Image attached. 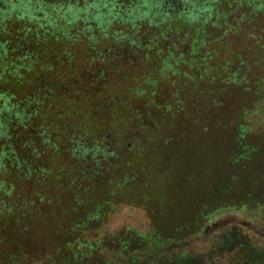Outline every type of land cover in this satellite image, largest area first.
<instances>
[{
	"label": "rangeland",
	"instance_id": "rangeland-1",
	"mask_svg": "<svg viewBox=\"0 0 264 264\" xmlns=\"http://www.w3.org/2000/svg\"><path fill=\"white\" fill-rule=\"evenodd\" d=\"M78 1L83 0H0V14L14 18L22 10L44 18L53 6L64 13L63 6ZM240 2L254 15L246 20L241 15L246 9L242 6L230 15V24L219 23L216 32L225 35V43L213 45L218 52L213 64L219 68L213 69L211 76H203L189 65L166 66L158 57L142 58L139 54L131 61L123 55L127 49L117 46L110 55L115 69L109 72L101 93L94 95L100 87L88 78L92 69H85L83 60L77 61L90 73L86 76L79 71L69 86V94L88 110L86 120L83 116L80 119L110 139L123 159V168L113 175L103 165L102 179H131L129 189L117 192L120 204L107 221L108 231H137L149 243V248L137 249L131 256L117 254L114 264H160L164 259L244 263L243 254L227 246L233 242L231 237L264 253V212L246 205L248 195L264 189V48L255 39L264 27V0ZM108 7L103 5V13ZM239 26L242 29L237 31ZM63 29L55 31L60 34ZM139 34L136 39L143 41L145 37ZM149 78L160 80L151 82ZM60 97L58 94L55 106H60ZM111 111L123 119L108 117ZM65 119L53 137L58 136L62 156L70 157L69 135L74 130L65 124H74L75 117ZM9 142L20 158L25 157L24 135L19 130L12 132ZM245 147L255 152L237 156L246 152ZM4 149H10L9 145ZM39 160L48 162L45 156ZM50 162L57 167L56 160ZM128 162L131 166L126 172ZM61 192L69 198V191ZM52 224L44 225L42 234L23 238V244L37 252L46 250ZM158 230L166 236L164 243L157 239ZM231 233L234 236L230 237ZM9 234L0 243V264L10 259L12 239L18 241L17 234ZM261 256L257 264H264V254ZM255 259L248 256L247 262Z\"/></svg>",
	"mask_w": 264,
	"mask_h": 264
},
{
	"label": "trees",
	"instance_id": "trees-1",
	"mask_svg": "<svg viewBox=\"0 0 264 264\" xmlns=\"http://www.w3.org/2000/svg\"><path fill=\"white\" fill-rule=\"evenodd\" d=\"M95 1L72 2L62 7L64 13L53 6L44 18L26 15L22 10L14 18L0 14V243L8 239L9 233L18 236V241L12 239L7 264H114L119 253L131 256L137 249L149 248L147 239L137 231H108L107 221L118 207L117 192L129 189L131 179H102L103 165L113 175L123 168V159L110 139L82 122L88 110L69 94L70 82L79 71L85 73L90 68L91 74H85L100 87L94 94L99 95L109 72L115 69L110 55L117 46L127 49L123 55L131 61L139 54L142 58L158 57L166 66L189 65L197 67L203 76H211L213 69L219 68L213 64L218 54L213 45L225 43V35L216 32L219 23L230 24V15L242 6L246 8L241 11L242 17L248 20L254 15L240 0ZM103 5L109 6L106 13ZM58 27L64 28L60 34L55 31ZM262 32L255 39L264 48V42H260L264 39ZM138 34L145 39L137 40ZM78 60L84 61V70ZM158 80L149 78L151 82ZM58 94L61 97L57 106L63 109L55 106ZM69 115L75 117L74 124H65L74 130L69 135L72 147L70 157H63L56 143L58 136L54 138L53 133L58 134V125ZM109 116L123 119L113 111ZM18 130L24 135L23 158L9 144L12 132ZM6 145L10 149H4ZM246 147V152L237 156L255 152ZM43 156L49 164L39 160ZM52 160H56L57 167ZM61 190L70 192L68 199ZM248 201L249 208L251 204L252 210L259 207L264 212V189L248 195ZM50 223L46 250L37 252L23 244V238L42 234L43 226ZM155 234L162 243L167 240L163 231ZM231 239L233 242H227V246L243 254L241 264H249L248 256L256 258L250 264H257L264 254L244 240L237 243L235 237ZM160 264L197 263L164 259Z\"/></svg>",
	"mask_w": 264,
	"mask_h": 264
}]
</instances>
